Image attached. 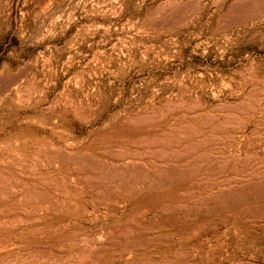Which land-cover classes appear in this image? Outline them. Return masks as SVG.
<instances>
[{"label":"bare ground","instance_id":"bare-ground-1","mask_svg":"<svg viewBox=\"0 0 264 264\" xmlns=\"http://www.w3.org/2000/svg\"><path fill=\"white\" fill-rule=\"evenodd\" d=\"M259 82L217 111L168 98L108 120L91 98L83 107L21 78L0 84V264H233L228 234L264 232V148L251 149L264 147L252 136L264 128ZM35 111L51 122L18 120ZM233 117L241 134L230 150ZM77 123L90 127L85 138Z\"/></svg>","mask_w":264,"mask_h":264},{"label":"rangeland","instance_id":"rangeland-1","mask_svg":"<svg viewBox=\"0 0 264 264\" xmlns=\"http://www.w3.org/2000/svg\"><path fill=\"white\" fill-rule=\"evenodd\" d=\"M19 78L46 88L48 100L68 96L85 107L91 98L97 110L105 109V120L160 111L183 97L208 110L235 106L243 96L239 87L264 84V0H0V84ZM74 79L84 80L80 89ZM17 117L33 118L34 127V120H52L37 111ZM238 124L231 118L223 133H230L222 137L230 150L241 134ZM262 129L252 136L262 139ZM70 130L85 138L90 127L77 123ZM49 132L33 130L43 139ZM252 229L228 234L222 254L231 263L264 264V232Z\"/></svg>","mask_w":264,"mask_h":264}]
</instances>
